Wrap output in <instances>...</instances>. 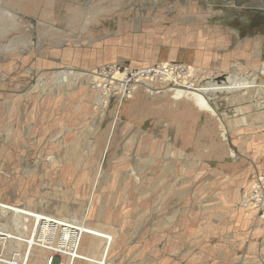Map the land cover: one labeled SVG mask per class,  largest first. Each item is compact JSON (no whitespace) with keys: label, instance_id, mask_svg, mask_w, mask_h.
Returning a JSON list of instances; mask_svg holds the SVG:
<instances>
[{"label":"rangeland","instance_id":"374dc122","mask_svg":"<svg viewBox=\"0 0 264 264\" xmlns=\"http://www.w3.org/2000/svg\"><path fill=\"white\" fill-rule=\"evenodd\" d=\"M220 60L227 73L203 82L199 68ZM255 61L264 62V0H0L6 242L23 244L26 253L25 228L45 215L85 225L75 264H197V253L212 251L213 235L227 231L236 208L257 213L247 194L264 170L241 195L207 201L204 187L237 156L217 120L230 117L242 93L209 97L218 117L200 110L193 126L191 110L181 109L170 87L154 83L106 100L90 73L115 62L185 63L204 89L239 84L241 67ZM8 207L21 216L13 225ZM106 224L118 239L100 228ZM256 228L264 231L261 223ZM6 250L14 252L11 244ZM32 253L35 263L46 256L36 247Z\"/></svg>","mask_w":264,"mask_h":264},{"label":"crops","instance_id":"0c3cea01","mask_svg":"<svg viewBox=\"0 0 264 264\" xmlns=\"http://www.w3.org/2000/svg\"><path fill=\"white\" fill-rule=\"evenodd\" d=\"M248 50L247 48L245 49L246 52ZM221 61L215 62L213 68L208 65H203L199 68L200 78L207 79V81L203 82H208L217 76L218 73L225 74L224 72L229 70V64L226 61H222L224 63L222 65L226 67H219ZM252 64H247L244 69L241 67L242 74H245L244 79H247L246 74L256 72L259 76L258 79L255 78V81L260 79V82L264 84V74L259 72L262 64H260V61H255ZM195 65H198L197 62ZM197 67L200 66L198 65ZM203 82H200V84ZM263 84L260 85L257 82V86L251 88L252 90L243 89L240 91L242 94L232 102L239 104L234 105L231 110L228 107L224 109L229 110L230 117L224 120H217L220 124L219 126L223 125L224 130L228 131L227 141L229 148L231 152H236L237 156H230V162L224 164V170H220L221 174L218 172L214 175L213 173L209 174V178L213 176L209 180V185L204 186L209 190V192L205 193L207 201L220 198L223 195L222 193L241 195L252 183L253 179L264 170ZM249 95L250 101H248ZM178 102L181 103L182 110H191V117L189 118L191 125H199L201 121L200 109L189 100L183 99ZM238 105L240 107L236 108ZM214 108L219 110L218 106H214ZM232 114L234 115L232 116ZM208 115L211 114L208 113ZM212 116L210 117L212 118ZM213 120L216 121L215 118ZM236 209L233 222H230L227 231L223 235H213V240L209 243L212 246L210 247L212 251L203 252L202 254L197 253V264H264V231L256 228L260 224L257 213L251 209H245L242 205ZM114 227V225L106 224L100 228L115 233L116 239H118V231ZM195 242H202V240H194L192 245H195ZM79 249L80 247H78ZM192 257L193 259L196 258V252H192Z\"/></svg>","mask_w":264,"mask_h":264},{"label":"built area","instance_id":"2783aa9c","mask_svg":"<svg viewBox=\"0 0 264 264\" xmlns=\"http://www.w3.org/2000/svg\"><path fill=\"white\" fill-rule=\"evenodd\" d=\"M261 68V73L264 74V62ZM195 73V70L185 63L169 62L149 68H134L123 62H115L92 70L90 77L94 85L104 93H114L112 97L118 99V91V95L127 99L140 87L154 83L164 86L161 90L170 87L169 89L178 88L185 92H196L202 87L199 86ZM248 200L264 226V173L247 194ZM30 223L34 224L37 237L32 246L28 241L24 243L27 244V251L24 254L20 251L8 253L4 248L8 236L0 233V264H33V247L46 253L43 264H66L65 259H75L81 241V234L75 226L76 222L42 215L34 216Z\"/></svg>","mask_w":264,"mask_h":264},{"label":"bare ground","instance_id":"6f19581e","mask_svg":"<svg viewBox=\"0 0 264 264\" xmlns=\"http://www.w3.org/2000/svg\"><path fill=\"white\" fill-rule=\"evenodd\" d=\"M255 77L257 79L258 75ZM255 77L253 79H248L249 81H245L246 79L245 80H239V84L238 83H236V84L230 83L229 86H217V85L208 86L204 89L202 88L200 90H196V92H190V91L185 92V91H182L178 88L169 89L168 92L173 93V95H174L173 98H175V101H181L183 99L189 100V101L193 102L200 110H202L204 112H209L211 115L217 117V113L212 109V107L209 104L210 98H207V97L208 96H210V97L215 96V94L221 95V94H226L229 92L230 93L231 92H239V91H242L243 89H251V88L255 87V85H256ZM228 79H227V81H228ZM227 81L225 83H227ZM225 83H222V84H225ZM222 84H220V85H222ZM110 96H111V94H107V93L103 94V97L106 100H109ZM8 209L10 211L8 212L7 223H8V225H13L14 222L17 220V215H18V217H21V216L19 214H17V211H19V210L15 209V208H11V207H8ZM12 209H14V212H12ZM10 214H11V216L9 217ZM77 224L78 225L76 226V229L81 234V241L79 242V245H78V247H80V249L77 251L75 259L70 258L69 261L65 260L66 264H75V260L77 259V254L79 253V251L81 250L82 245H83L82 238H83L84 233H85V229H84L85 225H83L82 223H77ZM25 229L27 230V232H26L27 240L29 241L30 235H31V233H33L31 235V238L33 237V240L35 241L36 237H37V233L34 231V228H32L31 230H28L29 228L27 227ZM0 233L9 236V235H11L12 232H11L10 227H7L6 225H4V226H2ZM31 240H30V242H31ZM75 243L77 244V240L75 241ZM10 244H11V250L12 251H19L20 248L23 247V244H20L18 242L12 243V241L9 238V240L7 242L5 240L4 248L6 249L7 246H10ZM32 254L34 255L35 253H32ZM43 260H44V258H42V260H40V258H39V259H37V261L35 263L32 259V262H33V264H43Z\"/></svg>","mask_w":264,"mask_h":264}]
</instances>
